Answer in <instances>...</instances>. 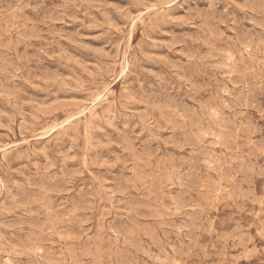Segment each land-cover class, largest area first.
I'll use <instances>...</instances> for the list:
<instances>
[{
  "label": "rangeland",
  "instance_id": "obj_1",
  "mask_svg": "<svg viewBox=\"0 0 264 264\" xmlns=\"http://www.w3.org/2000/svg\"><path fill=\"white\" fill-rule=\"evenodd\" d=\"M263 1L0 0V264H264Z\"/></svg>",
  "mask_w": 264,
  "mask_h": 264
},
{
  "label": "bare ground",
  "instance_id": "obj_2",
  "mask_svg": "<svg viewBox=\"0 0 264 264\" xmlns=\"http://www.w3.org/2000/svg\"><path fill=\"white\" fill-rule=\"evenodd\" d=\"M11 1V0H10ZM62 2V1H61ZM264 2V1H263ZM51 3V2H50ZM5 5V4H4ZM53 5V4H52ZM2 7V6H1ZM47 8V7H46ZM40 9H42V8H40ZM49 10V9H48ZM1 12V11H0ZM29 12V11H28ZM45 12V11H44ZM20 13V12H19ZM46 13V12H45ZM32 14V13H31ZM34 16V15H33ZM37 17V16H36ZM209 24V23H208ZM42 25H43V23H42ZM207 25V24H206ZM210 25V24H209ZM212 25H213V23H212ZM7 27V26H6ZM151 27V26H150ZM213 27V26H212ZM208 28V27H207ZM206 28V29H207ZM211 28V27H210ZM2 31V30H1ZM205 31H207V30H205ZM212 31V30H211ZM10 32V31H9ZM208 33V32H207ZM217 33V32H216ZM25 35H26V33H25ZM24 35V36H25ZM216 36V35H215ZM10 37V36H9ZM210 37V36H209ZM6 38V37H5ZM25 38V37H24ZM27 38V37H26ZM210 38H212V37H210ZM23 41V40H22ZM24 42V41H23ZM225 43V42H224ZM263 47V46H262ZM257 51V50H256ZM1 60V59H0ZM257 61V60H256ZM1 62V61H0ZM258 62V61H257ZM244 63V62H243ZM2 65V64H1ZM3 66V65H2ZM246 66V65H245ZM262 66V65H261ZM259 67V66H258ZM246 68V67H245ZM250 68H252V67H250ZM262 68V67H261ZM193 72V71H192ZM191 72V73H192ZM195 72V71H194ZM260 72V71H259ZM254 74V73H253ZM258 74V73H257ZM260 74V73H259ZM194 78V77H193ZM249 80V79H248ZM260 80H262V79H260ZM79 82H81V81H79ZM82 83V82H81ZM86 83V82H85ZM261 83V82H260ZM87 85H88V83H86ZM254 85V84H253ZM259 86V85H258ZM260 87V86H259ZM261 88V87H260ZM264 88V87H263ZM246 89V88H245ZM262 89V88H261ZM252 90V89H251ZM254 90V89H253ZM244 91H246V90H244ZM256 92V91H255ZM217 94V93H216ZM256 94V93H255ZM222 95H223V93H222ZM213 97V96H212ZM213 99H214V97H213ZM255 99H257V97L256 98H254V100ZM249 100V99H248ZM243 101V100H242ZM241 101V102H242ZM247 101V100H246ZM216 103V102H215ZM168 104V103H167ZM244 104V103H243ZM251 104V103H250ZM154 105V104H153ZM172 105V104H171ZM177 105V104H176ZM257 105V104H256ZM206 107V106H205ZM207 108V107H206ZM246 108H247V106H246ZM246 108H244V109H246ZM163 109H165V108H163ZM180 109H182V108H180ZM203 109H204V107H203ZM259 109V108H258ZM178 111V110H177ZM183 112V111H182ZM186 112V111H185ZM157 113V112H156ZM173 113V112H172ZM191 113V112H190ZM189 113V114H190ZM258 113V112H257ZM167 114V113H166ZM178 114V113H177ZM192 114V113H191ZM206 115V114H205ZM167 116V115H166ZM180 116V115H179ZM190 116V115H189ZM194 116V115H193ZM197 116V115H196ZM80 117V116H79ZM188 117V116H187ZM198 117V116H197ZM243 117V116H242ZM179 118V117H178ZM263 118V117H262ZM165 119H167V118H165ZM198 121V120H197ZM160 122V121H159ZM190 122V121H189ZM251 122V121H250ZM191 123V122H190ZM199 123V122H198ZM202 123V122H201ZM231 123V122H230ZM205 124V123H204ZM207 124V123H206ZM239 124V123H238ZM39 125V124H38ZM40 126V125H39ZM231 127V126H230ZM234 127V126H233ZM232 128V127H231ZM230 128V129H231ZM174 129V128H173ZM244 130V129H243ZM232 131V130H231ZM253 131H254V128H253ZM258 131V130H257ZM61 132V131H60ZM243 132H245V130L243 131ZM250 132V131H249ZM180 133V132H179ZM236 133V132H235ZM253 133V132H252ZM251 133V134H252ZM86 134V133H85ZM257 134H258V132H257ZM261 134V133H260ZM245 135V134H244ZM243 135V136H244ZM175 136V135H174ZM179 136V135H178ZM188 136V135H187ZM187 136H186V138H187ZM228 137V136H227ZM255 137V136H254ZM189 138H191V137H189ZM229 138V137H228ZM231 138V137H230ZM80 139V138H79ZM225 139H226V137H225ZM249 139H250V137H249ZM251 139H252V137H251ZM261 139V138H260ZM180 140V139H179ZM238 140V139H237ZM242 140V139H241ZM241 140H239V141H241ZM80 141V140H79ZM188 141V140H187ZM190 141V140H189ZM225 141V140H224ZM228 141V140H227ZM183 142V141H182ZM194 142V141H193ZM192 142V143H193ZM222 142H223V140H222ZM226 142V141H225ZM224 142V143H225ZM229 142V141H228ZM84 143V142H83ZM231 143V142H230ZM260 143V142H259ZM198 144V143H197ZM221 144V143H220ZM251 144V143H250ZM83 145V144H82ZM226 145V144H225ZM241 145V144H240ZM84 146V145H83ZM209 146V145H208ZM232 146V145H231ZM130 147V146H129ZM260 147V146H259ZM195 148H196V146H195ZM234 149V148H233ZM256 149H257V147H256ZM255 149V150H256ZM262 149V148H261ZM130 151V150H129ZM83 153V152H82ZM82 153H81V155H82ZM252 153H254V152H252ZM256 153V152H255ZM258 153H260V152H258ZM253 155V154H252ZM129 156V155H128ZM135 156H137V155H135ZM256 156V155H255ZM25 159V158H24ZM248 159V158H247ZM137 160V159H136ZM143 160V159H142ZM254 160V159H253ZM144 161V160H143ZM229 161V160H228ZM237 161V160H236ZM264 161V160H263ZM230 162V161H229ZM238 162V161H237ZM256 162V161H255ZM140 163H142L141 161H140ZM145 163H147V162H145ZM145 163H143V164H145ZM249 163H251V162H249ZM98 164V163H97ZM244 164V163H243ZM245 165V164H244ZM137 166V165H136ZM146 166V165H145ZM247 166H248V164H247ZM252 166H253V164H252ZM256 166V165H255ZM246 167V166H245ZM251 167V166H250ZM99 168V167H98ZM150 168V167H149ZM247 168V167H246ZM254 169V168H253ZM261 169V168H260ZM143 170V169H142ZM239 170V169H238ZM252 170V169H251ZM231 171H232V169H231ZM255 171V170H254ZM253 171V172H254ZM262 171V170H261ZM154 172V171H153ZM208 172V171H207ZM1 173V172H0ZM4 173V172H3ZM264 173V172H263ZM237 174V173H236ZM246 174H247V172H246ZM260 174H261V172H260ZM260 174H259V178L261 177L260 176ZM3 175V174H2ZM5 175V174H4ZM141 175V174H140ZM222 175V174H221ZM220 175V176H221ZM225 175V177H226V174H224ZM154 176V175H153ZM144 177H146V176H144ZM228 177H230V176H228ZM241 177V176H240ZM252 177V176H251ZM250 177V178H251ZM264 177V176H263ZM140 178V177H139ZM142 178V177H141ZM246 178V177H245ZM249 178V179H250ZM96 179V178H95ZM209 179V178H208ZM232 179V178H231ZM143 180V179H142ZM144 180H146V179H144ZM98 181V180H97ZM245 181L247 182V179H245ZM251 181V180H250ZM249 181V182H250ZM206 182H209V181H206ZM231 182V181H230ZM140 183H142V182H140ZM191 183V182H190ZM195 184V183H194ZM197 184H199V183H197ZM206 184V183H205ZM231 184V183H230ZM243 184V183H242ZM145 185V184H144ZM148 185V184H147ZM193 185V184H192ZM212 185V184H211ZM143 186V185H142ZM146 186V185H145ZM216 186V185H215ZM229 186V185H228ZM233 186V185H232ZM251 186V185H250ZM141 187V186H140ZM205 188H206V186H204ZM214 187V186H213ZM216 188H218V187H216ZM235 188V187H234ZM157 189V188H156ZM191 189V188H190ZM193 189V188H192ZM213 189V188H212ZM229 189V188H228ZM231 189V188H230ZM240 189H241V187H240ZM153 190V189H152ZM155 190V189H154ZM158 190H159V188H158ZM221 191H222V189H220ZM225 190H227V189H225ZM235 190V189H234ZM233 191V190H232ZM251 192V191H250ZM250 192H248V195L250 194ZM256 192V191H255ZM237 193V192H236ZM152 194H153V192H152ZM155 194V193H154ZM221 194V193H220ZM207 195V194H206ZM257 195V194H256ZM24 196V195H23ZM229 196V195H228ZM149 197H151V196H149ZM205 197V196H204ZM235 197V196H234ZM240 197H242L241 195H240ZM248 197V196H247ZM252 197V196H251ZM191 198V197H190ZM229 198V197H228ZM254 198V197H253ZM208 199V198H207ZM207 199H205V200H207ZM236 199V198H235ZM262 199V198H261ZM264 200V199H263ZM181 201H183V199L181 200ZM203 201H204V198H203ZM209 201V200H208ZM234 201V200H233ZM259 201V200H258ZM27 202V201H26ZM206 202V201H205ZM218 202V201H217ZM34 203V202H33ZM210 203V202H209ZM224 203V202H223ZM46 204V203H45ZM218 204V203H217ZM216 204V205H217ZM237 204H239V203H237ZM34 205V204H33ZM162 205V204H161ZM158 206V205H157ZM207 206V205H206ZM237 206V205H236ZM197 207V206H196ZM213 208V207H212ZM238 208H240V206H238ZM237 208V209H238ZM159 209V208H158ZM245 209V208H244ZM243 211V210H242ZM156 213V212H155ZM242 213V212H241ZM198 215V214H197ZM241 215V214H240ZM54 216H56V215H54ZM197 220V219H196ZM55 224V223H54ZM201 224V223H200ZM202 225V224H201ZM211 225H213V224H211ZM53 226H55V225H53ZM52 226V227H53ZM208 226H210V225H208ZM211 227V226H210ZM212 228V227H211ZM264 228V227H263ZM199 229V228H198ZM52 231H53V228L51 229ZM50 230V231H51ZM161 230V229H160ZM203 230V229H202ZM197 231V230H196ZM201 231V230H200ZM209 232V231H208ZM212 232V231H211ZM215 232V231H214ZM237 232V231H236ZM196 233V232H195ZM210 233V232H209ZM121 234V233H120ZM152 234V233H151ZM163 234V233H162ZM213 234V233H212ZM211 234V235H212ZM51 235V234H50ZM42 236V235H41ZM48 236V235H47ZM121 236H122V234H121ZM154 236H156V235H154ZM169 236V235H168ZM175 236V235H174ZM213 236V235H212ZM212 236H211V238H212ZM193 237V236H192ZM249 237V236H248ZM41 238V237H40ZM53 238V237H52ZM58 238V237H57ZM154 238V237H153ZM167 238V237H166ZM194 238V237H193ZM233 238V237H232ZM263 238H264V236H263ZM210 239V238H209ZM244 239V238H243ZM42 240H45V239H42ZM72 240V239H71ZM130 240V239H129ZM238 240V239H237ZM76 241V240H75ZM133 241V240H132ZM135 241V240H134ZM191 241H194V240H191ZM198 241V240H197ZM249 241V240H248ZM80 242V241H79ZM128 242V241H127ZM196 242V241H195ZM227 242H230V241H227ZM241 242V241H240ZM250 242H252L251 241V239H250ZM116 243V242H115ZM117 243H119V242H117ZM158 243V242H157ZM48 244V243H47ZM103 244V243H102ZM141 244V243H140ZM190 244V243H189ZM250 244H252V243H250ZM253 244H254V242H253ZM83 245V244H82ZM136 245V244H135ZM159 245H161V244H159ZM197 245H198V243H197ZM60 246V245H59ZM62 246V245H61ZM73 246V245H72ZM108 246H110V244L108 245ZM148 246V245H147ZM192 246V245H191ZM244 247H246L245 245H243ZM91 247V246H90ZM201 247V246H200ZM32 248V247H31ZM35 248V247H34ZM110 248V247H109ZM194 248V247H193ZM243 248V247H242ZM36 249V248H35ZM80 249V248H79ZM108 249V248H107ZM156 249V248H155ZM163 249V248H162ZM198 249V248H197ZM30 251H31V249H29ZM44 250V249H43ZM70 250V249H69ZM95 250V249H94ZM97 250V249H96ZM118 250H120V249H118ZM201 250V249H200ZM224 250V249H223ZM24 251V250H23ZM27 251V250H26ZM61 251V250H60ZM233 251V250H232ZM247 251V250H246ZM33 252V251H32ZM52 252V251H51ZM112 252V251H111ZM119 252V251H118ZM255 252V251H254ZM25 253V252H24ZM44 253V252H43ZM108 253V252H107ZM120 253V252H119ZM175 253V252H174ZM176 253H177V250H176ZM188 253V252H187ZM39 254V253H38ZM121 254V253H120ZM178 254V253H177ZM250 254V253H249ZM27 255V254H26ZM50 255H51V253H50ZM176 255V254H175ZM180 255V254H179ZM197 255V254H196ZM222 255V254H221ZM44 256H46V255H44ZM54 256V255H53ZM56 256V255H55ZM54 256V257H55ZM58 256V255H57ZM107 256H109V255H107ZM16 257V256H15ZM22 257V256H21ZM37 257V256H36ZM52 257V256H51ZM53 257V258H54ZM76 257V256H75ZM99 257V256H98ZM176 257V256H175ZM28 258V257H27ZM42 258V257H41ZM86 258V257H85ZM97 258V257H96ZM10 259V258H9ZM34 259V258H33ZM43 259V258H42ZM52 259V258H51ZM68 259H70V258H68ZM78 259V258H77ZM76 259V260H77ZM80 259V258H79ZM130 259V258H129ZM198 259V258H197ZM209 259V258H208ZM40 260V259H39ZM127 260V258L125 259V261ZM169 260V259H168ZM191 260H192V257H191ZM9 261V260H8ZM13 261H15V260H13ZM50 261H52V260H50ZM170 261V260H169ZM190 261V260H189ZM10 262V261H9ZM18 262V261H17ZM22 262V261H21ZM37 262V261H36ZM95 262V261H94ZM97 262V261H96ZM16 263V262H15ZM43 263V262H42ZM62 263V262H61ZM111 263V262H110ZM14 264V263H13ZM32 264H34V263H32ZM50 264V263H49ZM56 264V263H55ZM59 264V263H58ZM99 264V263H98ZM163 264V263H162ZM168 264V263H167ZM172 264V263H171ZM174 264V263H173ZM183 264V263H182Z\"/></svg>",
  "mask_w": 264,
  "mask_h": 264
}]
</instances>
